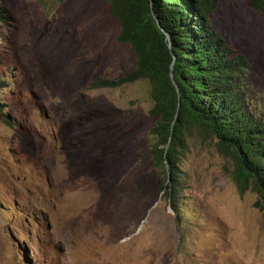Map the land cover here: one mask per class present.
<instances>
[{
  "label": "rangeland",
  "instance_id": "374dc122",
  "mask_svg": "<svg viewBox=\"0 0 264 264\" xmlns=\"http://www.w3.org/2000/svg\"><path fill=\"white\" fill-rule=\"evenodd\" d=\"M198 2L222 7L264 99V18ZM0 5V264H264V209L217 138L186 134L173 207L149 157L147 80L89 86L135 65L107 2Z\"/></svg>",
  "mask_w": 264,
  "mask_h": 264
},
{
  "label": "trees",
  "instance_id": "16d2710c",
  "mask_svg": "<svg viewBox=\"0 0 264 264\" xmlns=\"http://www.w3.org/2000/svg\"><path fill=\"white\" fill-rule=\"evenodd\" d=\"M104 1L118 22L117 38L129 46L135 65L117 79L101 78L89 86L147 80L149 114L156 117L149 131V157L164 179L169 172L159 191L165 189L175 207L186 134L197 128L216 137L218 149L232 156L239 192L250 184L258 193L256 205L264 209V115L258 109L264 99L253 90L249 60L213 29L198 0ZM246 4L264 18V0Z\"/></svg>",
  "mask_w": 264,
  "mask_h": 264
},
{
  "label": "bare ground",
  "instance_id": "6f19581e",
  "mask_svg": "<svg viewBox=\"0 0 264 264\" xmlns=\"http://www.w3.org/2000/svg\"><path fill=\"white\" fill-rule=\"evenodd\" d=\"M213 10V11H212ZM210 12H212V13H210V12H208V14H212L211 15V17L213 18V21H211L210 20V15L208 16V19H209V21H210V24H211V26L213 27V29L216 31V32H220V33H222L223 34V36L225 35V33L226 32H228V28H227V24H229L227 21V17H226V14H225V12H224V10L222 9V7H220V6H216L215 7V10L214 9H212ZM219 33V34H220ZM221 35V34H220ZM222 36V37H223ZM225 40L227 39L225 36L223 37ZM169 40V39H168ZM170 41V40H169ZM226 42H227V40H226ZM231 42V41H230ZM229 43V42H228ZM229 44H233V45H239V44H237V43H233V42H231V43H229Z\"/></svg>",
  "mask_w": 264,
  "mask_h": 264
},
{
  "label": "water",
  "instance_id": "95a60500",
  "mask_svg": "<svg viewBox=\"0 0 264 264\" xmlns=\"http://www.w3.org/2000/svg\"><path fill=\"white\" fill-rule=\"evenodd\" d=\"M168 39V38H167ZM168 47H170L171 46V43H170V41L168 40ZM172 81L174 82V80L172 79ZM165 165L167 166V163H165ZM168 174V178H169V172L167 173Z\"/></svg>",
  "mask_w": 264,
  "mask_h": 264
},
{
  "label": "crops",
  "instance_id": "0c3cea01",
  "mask_svg": "<svg viewBox=\"0 0 264 264\" xmlns=\"http://www.w3.org/2000/svg\"><path fill=\"white\" fill-rule=\"evenodd\" d=\"M213 9H215V7H214ZM212 11H213V10H212ZM210 13H211V12H210ZM209 15H210V14H208V16H209ZM220 34H221V36H223L222 33H220ZM224 36H225V35H224ZM224 36H223V37H224ZM225 37H226V36H225ZM226 38H227V37H226ZM227 39H228V38H227ZM227 39H226V40H227ZM230 41H231V40H229V39L227 40V42H229V43L233 42V41H231V42H230ZM233 43H234V42H233Z\"/></svg>",
  "mask_w": 264,
  "mask_h": 264
},
{
  "label": "clouds",
  "instance_id": "9594fccd",
  "mask_svg": "<svg viewBox=\"0 0 264 264\" xmlns=\"http://www.w3.org/2000/svg\"><path fill=\"white\" fill-rule=\"evenodd\" d=\"M208 15V12H206V16ZM207 19H208V16H207ZM208 21H209V19H208ZM222 37V36H221ZM223 38V37H222ZM234 48H236V47H234ZM237 49V48H236Z\"/></svg>",
  "mask_w": 264,
  "mask_h": 264
}]
</instances>
